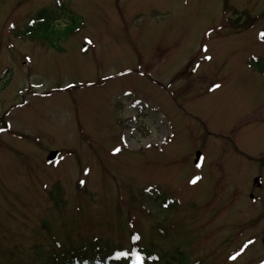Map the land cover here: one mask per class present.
I'll use <instances>...</instances> for the list:
<instances>
[{
    "label": "rangeland",
    "instance_id": "rangeland-1",
    "mask_svg": "<svg viewBox=\"0 0 264 264\" xmlns=\"http://www.w3.org/2000/svg\"><path fill=\"white\" fill-rule=\"evenodd\" d=\"M41 12L77 28L56 51ZM263 33L264 0H0V264L132 228L185 264H264Z\"/></svg>",
    "mask_w": 264,
    "mask_h": 264
},
{
    "label": "trees",
    "instance_id": "trees-1",
    "mask_svg": "<svg viewBox=\"0 0 264 264\" xmlns=\"http://www.w3.org/2000/svg\"><path fill=\"white\" fill-rule=\"evenodd\" d=\"M227 10V8H226ZM40 17L39 18V25L40 26H44L41 27V36L44 41H48L50 43V47L52 48H58L56 47V44L58 43V41H60L61 38L66 39L68 37H70L72 34H74L75 26H67L66 28H57L54 25V22L57 20L56 18H53L50 14L45 13V12H41L39 13ZM225 20H231L233 22V19H230L228 16L224 15ZM249 23V24H248ZM38 26V25H37ZM249 26H252L251 22L245 21L243 22V24L241 23L240 28H242V30H244V28H248ZM260 59H256L253 60L251 59V65L254 69H260V70H264V61L261 59L260 62L258 61ZM263 63V64H261ZM250 64V62H249ZM261 66V67H260ZM107 171V170H105ZM143 195V201L146 202L145 199L150 198L151 194L150 193H142ZM152 200V199H151ZM155 201V200H154ZM152 200V202H154ZM143 202V204L145 206H147L145 203ZM148 203V201H147ZM157 206V205H154ZM153 206V207H154ZM135 235H140V233L136 230H133V228L131 229V235L130 237L132 238ZM142 238V237H141ZM140 238L139 241H137L135 243V247L144 255L145 259L143 264H185L184 259L182 258H178V260H175L172 256L170 255H164L157 247H146L144 249V247H142L141 242L142 239ZM88 242H90L89 240H87ZM90 245V246H89ZM112 246V245H111ZM110 245L107 246L106 243H104L103 241L98 242V241H91L90 244L87 243L86 244V248H85V253L82 254H77L75 253L76 251V246L71 250L73 253L72 257H69V259H64L66 257V255L68 254V252H66V250L63 248H56L55 250V254L52 255L48 261H46L45 263L42 264H89L91 263H98V264H125V262L120 261H112L111 259V253H113L115 250L120 251L119 248H115L112 247L111 248ZM58 247H64L62 246V244L60 242H58ZM131 247H133V242L131 240ZM130 249V248H129ZM58 252H63L64 256H63V260L61 261L58 256L57 253ZM93 255V257L89 260V257H91L90 255ZM104 255V256H103ZM105 259V262L104 260ZM70 260H73L72 262ZM70 261V262H69ZM90 261V262H89ZM93 261V262H92ZM39 264V263H37Z\"/></svg>",
    "mask_w": 264,
    "mask_h": 264
},
{
    "label": "snow or ice",
    "instance_id": "snow-or-ice-1",
    "mask_svg": "<svg viewBox=\"0 0 264 264\" xmlns=\"http://www.w3.org/2000/svg\"><path fill=\"white\" fill-rule=\"evenodd\" d=\"M261 36L262 38H264V34H261ZM116 151H119V149H116ZM81 183H84V182L82 181ZM131 239L133 242V247L127 250L115 251L112 258L116 261H123L125 262V264H143L145 257L135 247V243L140 240V236L135 235ZM245 247H247V245H245ZM239 254L240 253L238 252L236 255L238 256ZM229 258L235 260L236 256H230Z\"/></svg>",
    "mask_w": 264,
    "mask_h": 264
},
{
    "label": "water",
    "instance_id": "water-1",
    "mask_svg": "<svg viewBox=\"0 0 264 264\" xmlns=\"http://www.w3.org/2000/svg\"><path fill=\"white\" fill-rule=\"evenodd\" d=\"M57 156V152L51 153L49 159L54 160V158ZM199 157V155H198Z\"/></svg>",
    "mask_w": 264,
    "mask_h": 264
}]
</instances>
